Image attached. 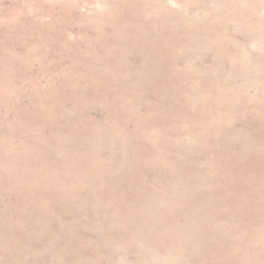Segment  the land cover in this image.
<instances>
[{
    "label": "rangeland",
    "instance_id": "obj_1",
    "mask_svg": "<svg viewBox=\"0 0 264 264\" xmlns=\"http://www.w3.org/2000/svg\"><path fill=\"white\" fill-rule=\"evenodd\" d=\"M0 264H264V0H0Z\"/></svg>",
    "mask_w": 264,
    "mask_h": 264
}]
</instances>
